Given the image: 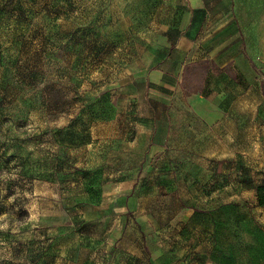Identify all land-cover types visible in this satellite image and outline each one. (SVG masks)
Returning <instances> with one entry per match:
<instances>
[{"label":"rangeland","instance_id":"rangeland-1","mask_svg":"<svg viewBox=\"0 0 264 264\" xmlns=\"http://www.w3.org/2000/svg\"><path fill=\"white\" fill-rule=\"evenodd\" d=\"M179 2L0 0V264H264V53L229 86L241 159L144 124L203 89L147 78Z\"/></svg>","mask_w":264,"mask_h":264},{"label":"crops","instance_id":"crops-1","mask_svg":"<svg viewBox=\"0 0 264 264\" xmlns=\"http://www.w3.org/2000/svg\"><path fill=\"white\" fill-rule=\"evenodd\" d=\"M179 1L182 10L160 46L163 55L149 69L147 78L161 96H174L175 89L177 95L184 94L182 84L196 76L203 89L186 95L189 108L171 110L165 120L144 123L155 135L151 145L165 151L172 133L182 132L181 143L187 148L186 134L198 132L199 153L207 155V142H211L209 151L214 159L224 163L225 159H241V145H235L238 152L232 154V140L247 129V120L242 119V111L230 109L226 102L229 86L247 66L248 54L264 53V0ZM174 112L180 118L176 123ZM159 131L165 133L163 140Z\"/></svg>","mask_w":264,"mask_h":264},{"label":"trees","instance_id":"trees-1","mask_svg":"<svg viewBox=\"0 0 264 264\" xmlns=\"http://www.w3.org/2000/svg\"><path fill=\"white\" fill-rule=\"evenodd\" d=\"M257 199H258V205L264 206V184H258L257 187Z\"/></svg>","mask_w":264,"mask_h":264}]
</instances>
